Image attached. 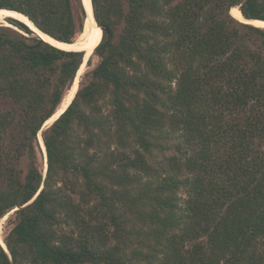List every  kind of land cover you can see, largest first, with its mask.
<instances>
[{"label": "trees", "instance_id": "1", "mask_svg": "<svg viewBox=\"0 0 264 264\" xmlns=\"http://www.w3.org/2000/svg\"><path fill=\"white\" fill-rule=\"evenodd\" d=\"M91 2L99 62L42 132L84 53L0 25V264H264V29L229 15L264 21V0ZM0 10L61 43L84 32L82 0ZM160 131L162 154L180 142L151 168L132 146L150 156Z\"/></svg>", "mask_w": 264, "mask_h": 264}, {"label": "bare ground", "instance_id": "2", "mask_svg": "<svg viewBox=\"0 0 264 264\" xmlns=\"http://www.w3.org/2000/svg\"><path fill=\"white\" fill-rule=\"evenodd\" d=\"M83 2H84V6L87 12V20H85L84 32L73 43H70V44L58 42L50 38L49 36L45 35L41 31H39L31 23V21H29V19L25 15L19 12H15L11 10H0V25H3L5 27L15 28L9 23L4 22L5 19L7 18H11L15 21L21 22L22 24L27 26L31 31H34V34L37 37H39L44 42L50 44L51 46H54L58 49L65 50V51H82L84 53V61H86V59H90L93 56L92 53L94 52L95 47H97V45L100 43L101 38H102V31L97 26L96 22L93 20L90 0H83ZM229 15H231L234 19L242 23L251 25L256 28L264 29V21L243 19L242 15L240 14L237 8L231 9ZM83 66L84 64L80 66L78 73L76 74L74 83L72 87L70 88V91H68V93L63 96L62 101L60 105L58 106V109H57L58 111L48 121H46L44 128L48 127L57 117H59V115L66 109L67 105L72 100L78 88L77 83H78L79 77L81 76ZM38 138L40 140L39 143L41 144V148L44 153L45 149H44L43 142L40 136ZM5 219H7L6 216L2 217V219L0 220V242L3 241L2 234H1L2 233L1 226L4 223ZM1 246L4 247V244L1 243Z\"/></svg>", "mask_w": 264, "mask_h": 264}, {"label": "rangeland", "instance_id": "3", "mask_svg": "<svg viewBox=\"0 0 264 264\" xmlns=\"http://www.w3.org/2000/svg\"><path fill=\"white\" fill-rule=\"evenodd\" d=\"M7 20V19H6ZM13 20V19H11ZM15 21V20H14ZM18 22V21H17ZM21 23V22H19ZM24 25V24H23ZM27 27V26H26ZM28 28V27H27ZM29 29V28H28ZM118 32H119V29H117L116 31V35H115V39L117 38V35H118ZM75 44V43H74ZM94 53V52H93ZM92 53V55H93ZM99 62V59L96 55H93L90 59H86V61H84V58H83V63L84 66H83V69H82V73H81V76L79 77L78 79V83L79 81L81 80V78L84 76V74H90V72L96 67V65L98 64ZM90 76V75H89ZM90 78H86L85 80L88 81ZM77 83V85H78ZM174 86V84L172 85ZM78 89V88H77ZM70 91V90H69ZM68 93L65 92L64 95H66ZM76 93V92H75ZM74 97V96H73ZM45 129V128H43ZM156 135H158L157 137V140L154 142V146L155 148L152 149V152L149 155L145 154L144 155V151L142 149L139 148V146L136 145V142L133 143V146H132V149L134 151V155L135 156H138L137 153L141 154L144 159H145V162L151 167V168H157L158 166H161V163L164 161V157L163 156H167L169 157L170 155L172 156H176L175 152L173 151V145L177 144L178 142H180V139H179V135L178 134H170L166 140V143H164L165 145V148H167V150H165L163 152V154L161 153V131L158 132ZM39 137V136H38ZM178 138V139H177ZM39 138L37 139V142L35 144L36 147V155H37V167L39 168V171L42 172V174L45 176V170H46V164H45V152L43 153V150L41 148V144L39 143ZM138 151V152H137ZM157 170V169H154V171ZM133 171L134 170H130V173L133 174ZM178 198H179V205H183L185 204L184 201L186 200L185 196H184V193H182L181 191L178 192ZM73 199V202L74 203H78L79 202V196H73L72 197ZM14 211H11L9 212L7 215H6V218L4 220V223L2 224L1 226V234H2V240H4L7 232L9 231L10 229V226L8 225V222L9 220H12L13 217H14ZM130 223L133 225V227H137L136 228V231L139 229V222H137L134 218H131L130 220ZM130 225V224H129ZM66 229V231H72V228H67V226L64 227ZM128 230H133L132 227H127ZM75 230V229H74ZM112 230V228L110 227V230L108 228V231L110 232ZM135 231V230H133ZM0 243H3L0 242ZM4 244V243H3ZM5 246V245H4ZM139 249L137 247V244L133 241V243L130 244L129 248H127L125 251H126V254H127V257L129 256H132L133 259H134V263H136L137 259H138V256H135V255H132V253H134V250H137Z\"/></svg>", "mask_w": 264, "mask_h": 264}, {"label": "water", "instance_id": "4", "mask_svg": "<svg viewBox=\"0 0 264 264\" xmlns=\"http://www.w3.org/2000/svg\"><path fill=\"white\" fill-rule=\"evenodd\" d=\"M82 4H83V7H84V11H85V14H86V20H87V12H86V9H85V6H84V2H83V0H82ZM90 4H91L92 16H93V9H92V2H91V0H90ZM7 19H11V18H7ZM243 19H244V18H243ZM93 20H94V16H93ZM94 21H95V20H94ZM4 22L8 23L6 19H5ZM32 32L34 33V31H32ZM77 73H78V72H77ZM73 83H74V82H73ZM72 85H73V84H72ZM67 106H68V105H67ZM57 111H58V110H57ZM63 112H64V111H63ZM63 112H62V113H63ZM62 113H61V114H62ZM59 116H60V115H59ZM57 118H58V117H57ZM57 118H56V119H57ZM56 119H55V120H56ZM55 120H54V121H55ZM54 121H53V122H54ZM53 122H52V123H53ZM52 123H51V124H52ZM51 124H50V125H51ZM50 125H49V126H50ZM49 126H48V127H49ZM48 127H45V128H48ZM43 130H44V129H42L41 132H42ZM2 248H3L4 250H6V247H5V246H4V247L2 246Z\"/></svg>", "mask_w": 264, "mask_h": 264}]
</instances>
